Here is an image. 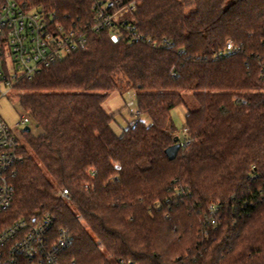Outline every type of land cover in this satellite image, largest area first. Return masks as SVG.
<instances>
[{"label":"trees","instance_id":"16d2710c","mask_svg":"<svg viewBox=\"0 0 264 264\" xmlns=\"http://www.w3.org/2000/svg\"><path fill=\"white\" fill-rule=\"evenodd\" d=\"M21 1L88 48L15 88L39 135L22 132L8 222L52 216L70 236L60 264H264V0H106L134 2L155 47L89 33L92 0ZM227 41L239 50L222 56ZM126 89L150 123L117 135L103 103Z\"/></svg>","mask_w":264,"mask_h":264},{"label":"built area","instance_id":"2783aa9c","mask_svg":"<svg viewBox=\"0 0 264 264\" xmlns=\"http://www.w3.org/2000/svg\"><path fill=\"white\" fill-rule=\"evenodd\" d=\"M134 10V2L118 5L116 1L92 0V19L87 31L93 34L106 32L113 43L146 42L155 47L156 42L145 38L130 22ZM87 48L86 36L76 26H66L54 14L30 3L3 0L0 6V98L22 81L32 80L44 69ZM238 50L227 41L222 56L233 55ZM27 123L28 118L23 117L17 126ZM135 127L136 121H132L130 129ZM20 147L21 141L0 117V264H60L70 236L65 229L55 230L52 216L44 214L10 222L6 218L15 196L9 176L22 159ZM181 193L182 190L177 195ZM58 196L67 198V190L62 189ZM220 213L219 205L209 206L210 225L218 226Z\"/></svg>","mask_w":264,"mask_h":264},{"label":"rangeland","instance_id":"374dc122","mask_svg":"<svg viewBox=\"0 0 264 264\" xmlns=\"http://www.w3.org/2000/svg\"><path fill=\"white\" fill-rule=\"evenodd\" d=\"M17 96V91L14 89L5 97L0 98V117L10 126L17 139L23 142L24 136L22 132L25 127H29L31 134L34 136L39 135V130L36 128L33 120L19 108ZM103 109L108 115L113 116L110 126L117 135H120L132 121L141 120L146 124L150 123L148 117H138L135 115L136 103L135 90L133 89L110 92L103 103ZM185 115L186 108L183 105L176 107L171 112L172 120L177 128V136L179 138L183 137L182 127L185 122ZM23 117L28 118V123L26 125L17 126V123L21 121ZM78 220L84 224L80 217H78ZM96 243L98 244V248L102 249L100 243H98V241ZM107 261H110V257H107Z\"/></svg>","mask_w":264,"mask_h":264},{"label":"water","instance_id":"95a60500","mask_svg":"<svg viewBox=\"0 0 264 264\" xmlns=\"http://www.w3.org/2000/svg\"><path fill=\"white\" fill-rule=\"evenodd\" d=\"M23 132L29 133L30 132V128L29 127H25L23 129ZM181 143L178 141V139L175 140L174 145L170 146L169 148L166 149V156L167 158L172 161L176 158L177 153L181 147Z\"/></svg>","mask_w":264,"mask_h":264}]
</instances>
